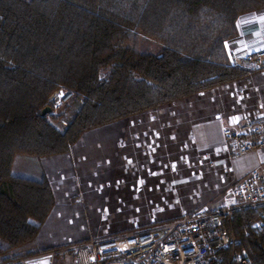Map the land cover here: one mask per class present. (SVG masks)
Returning a JSON list of instances; mask_svg holds the SVG:
<instances>
[{
  "label": "trees",
  "instance_id": "obj_1",
  "mask_svg": "<svg viewBox=\"0 0 264 264\" xmlns=\"http://www.w3.org/2000/svg\"><path fill=\"white\" fill-rule=\"evenodd\" d=\"M263 10L264 0H0V256L33 242L55 205L47 178L13 173L16 155L68 153L87 131L242 80L227 43L240 16ZM61 84L86 97L64 130L41 114ZM260 219L264 207L236 212L240 243L222 264H237L234 252L264 264Z\"/></svg>",
  "mask_w": 264,
  "mask_h": 264
},
{
  "label": "rangeland",
  "instance_id": "obj_2",
  "mask_svg": "<svg viewBox=\"0 0 264 264\" xmlns=\"http://www.w3.org/2000/svg\"><path fill=\"white\" fill-rule=\"evenodd\" d=\"M233 51L239 52L229 49L228 54ZM247 71L248 76L235 83L87 131L84 139L63 153L75 161L72 181L79 192V199L69 195L63 201L82 203L87 222L70 211L57 220L65 238L58 249L79 237L133 233L200 208L224 205L230 188L264 166V150L231 157L233 145L222 132L244 117L264 115V71ZM107 73L105 69L101 74ZM60 86L74 92L73 101L47 114L55 128L64 130L77 101L82 104L86 97L66 84ZM254 156L262 157L261 163L239 172L240 162ZM16 157L19 161L35 156ZM29 244L13 249L9 256L32 255L23 251ZM60 251L54 264H74L69 252ZM9 260L0 256V263Z\"/></svg>",
  "mask_w": 264,
  "mask_h": 264
},
{
  "label": "built area",
  "instance_id": "obj_3",
  "mask_svg": "<svg viewBox=\"0 0 264 264\" xmlns=\"http://www.w3.org/2000/svg\"><path fill=\"white\" fill-rule=\"evenodd\" d=\"M229 63L236 69L264 71V48L254 53L230 52ZM75 94L60 86L50 95L52 110H60ZM223 136L233 145L231 157L264 150V115L242 118L226 127ZM264 207V166L254 170L228 190L226 203L215 208H200L194 213L114 237L88 239L64 249H49L14 258L0 264H54L58 253L69 252L74 264H222L224 251L240 243L234 230L239 210L259 211ZM264 229V219L255 224ZM237 264L249 258L234 252Z\"/></svg>",
  "mask_w": 264,
  "mask_h": 264
},
{
  "label": "crops",
  "instance_id": "obj_4",
  "mask_svg": "<svg viewBox=\"0 0 264 264\" xmlns=\"http://www.w3.org/2000/svg\"><path fill=\"white\" fill-rule=\"evenodd\" d=\"M261 17H264V11L254 12L238 18L237 31H239V36L236 40L227 43V50L234 49L238 50L239 53H254L258 50H261V48L263 49L264 20H262ZM110 126L112 125H108L107 128ZM87 134L88 133L84 134L83 136L86 137ZM83 136L80 138L84 139ZM16 158L17 157L15 156L13 164L11 165L14 174L27 178L31 177V179L34 180L47 178L55 196V205L51 213H49L45 223H43L41 226L39 233L37 234L36 238H34V241L29 244V247H27L28 249H24L25 247H23V251L32 254L33 252L38 253L40 251H46L49 249H58L61 247L60 245H64L61 243L65 242V238L60 235V227L55 225L57 220L62 219L64 214L70 211L71 213H76L77 220L83 218L82 220L87 222L84 213H82V203L77 204L72 202V200L79 199V192L77 193L75 191V183L72 181V177H75V161L72 156L66 154H54L53 156L30 158L21 157L22 159H19V161H16ZM261 158L262 157L254 156L250 159H243L240 164L241 166L245 164V166L242 168L240 165H238V171H250V168L261 163ZM23 168L26 170H23ZM69 195L70 199L71 197H73V199L66 200V202H69L65 203L63 200H65L66 196ZM88 239L94 238L88 236L83 238L79 237L77 239L71 240L67 246L69 247L74 243Z\"/></svg>",
  "mask_w": 264,
  "mask_h": 264
},
{
  "label": "water",
  "instance_id": "obj_5",
  "mask_svg": "<svg viewBox=\"0 0 264 264\" xmlns=\"http://www.w3.org/2000/svg\"><path fill=\"white\" fill-rule=\"evenodd\" d=\"M51 107H46L41 114L45 115V113L50 112Z\"/></svg>",
  "mask_w": 264,
  "mask_h": 264
},
{
  "label": "snow or ice",
  "instance_id": "obj_6",
  "mask_svg": "<svg viewBox=\"0 0 264 264\" xmlns=\"http://www.w3.org/2000/svg\"><path fill=\"white\" fill-rule=\"evenodd\" d=\"M262 20H264V17H261Z\"/></svg>",
  "mask_w": 264,
  "mask_h": 264
}]
</instances>
